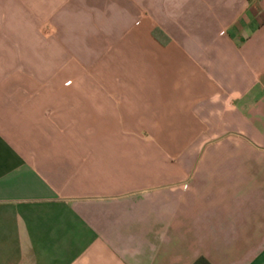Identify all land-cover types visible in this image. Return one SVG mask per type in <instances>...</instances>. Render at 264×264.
Here are the masks:
<instances>
[{
	"label": "crops",
	"instance_id": "crops-1",
	"mask_svg": "<svg viewBox=\"0 0 264 264\" xmlns=\"http://www.w3.org/2000/svg\"><path fill=\"white\" fill-rule=\"evenodd\" d=\"M264 264V0H0V264Z\"/></svg>",
	"mask_w": 264,
	"mask_h": 264
},
{
	"label": "trees",
	"instance_id": "trees-1",
	"mask_svg": "<svg viewBox=\"0 0 264 264\" xmlns=\"http://www.w3.org/2000/svg\"><path fill=\"white\" fill-rule=\"evenodd\" d=\"M192 264H210V262L203 256L197 257Z\"/></svg>",
	"mask_w": 264,
	"mask_h": 264
}]
</instances>
